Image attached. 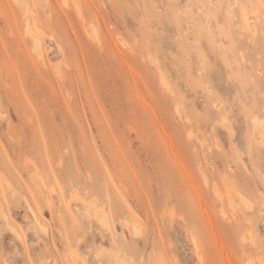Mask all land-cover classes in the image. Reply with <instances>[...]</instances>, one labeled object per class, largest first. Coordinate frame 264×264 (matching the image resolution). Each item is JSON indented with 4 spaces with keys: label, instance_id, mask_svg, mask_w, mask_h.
Returning a JSON list of instances; mask_svg holds the SVG:
<instances>
[{
    "label": "rangeland",
    "instance_id": "1",
    "mask_svg": "<svg viewBox=\"0 0 264 264\" xmlns=\"http://www.w3.org/2000/svg\"><path fill=\"white\" fill-rule=\"evenodd\" d=\"M0 264H264V0H0Z\"/></svg>",
    "mask_w": 264,
    "mask_h": 264
},
{
    "label": "bare ground",
    "instance_id": "2",
    "mask_svg": "<svg viewBox=\"0 0 264 264\" xmlns=\"http://www.w3.org/2000/svg\"><path fill=\"white\" fill-rule=\"evenodd\" d=\"M16 1V0H15ZM252 121V120H251ZM87 214V213H86Z\"/></svg>",
    "mask_w": 264,
    "mask_h": 264
}]
</instances>
